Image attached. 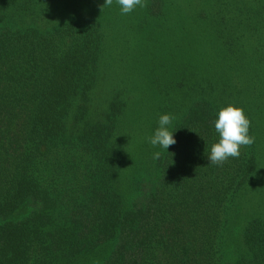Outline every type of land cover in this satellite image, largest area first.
Masks as SVG:
<instances>
[{"label": "trees", "instance_id": "1", "mask_svg": "<svg viewBox=\"0 0 264 264\" xmlns=\"http://www.w3.org/2000/svg\"><path fill=\"white\" fill-rule=\"evenodd\" d=\"M43 1L0 0V264H264V219H243L239 202L256 170L255 142L222 166L207 159L219 110L240 107V82L212 65L181 101L167 85L176 143L149 158L146 143L133 149L120 130L123 92L96 104L105 37L90 8ZM216 14V32L229 35H211L226 65L253 45L241 56L254 69L261 46L257 34H241L252 30L248 15L229 2ZM241 81L264 96L262 68Z\"/></svg>", "mask_w": 264, "mask_h": 264}, {"label": "rangeland", "instance_id": "2", "mask_svg": "<svg viewBox=\"0 0 264 264\" xmlns=\"http://www.w3.org/2000/svg\"><path fill=\"white\" fill-rule=\"evenodd\" d=\"M43 2L48 5L57 3L63 6L65 12L74 9L77 4L78 10L90 8L88 11L93 13L95 23L105 37V48L96 80V104L105 107L114 91L123 92L128 107L120 130L126 133L128 146L133 149H142L141 145L146 143V148L149 149L143 152L149 158L160 148L152 146L148 141L149 135L152 136L159 126V117L163 114H175V106L170 112L165 108L168 98L181 101L182 94L186 93L187 87L192 86L193 80L202 85V80L211 74L212 65L221 68L224 79L230 81L231 85H234L235 80L239 81L240 85L236 87L240 91L237 102L240 108L250 113L253 120L251 125L255 134L257 163L255 172L239 194L240 213L243 219L257 215L264 219V96H254L241 81V78H249L254 72L256 74L258 68H262L264 77V0H146L147 7H137L127 15L121 14L116 0H113L110 7L102 6L104 0ZM220 2H229L244 15H248L247 22L252 30L246 29L241 34H257V41L254 43L261 46L252 55L254 69L243 66L244 58L241 56V53L251 51L253 45L238 51V62L230 67L226 65L222 49L217 48L218 43L211 34L221 33L225 37L229 35L216 32L220 29L216 14L217 3ZM150 4L151 11L156 14H149ZM57 10L51 9L50 12L55 14ZM225 12L224 10L222 13L224 17L227 14ZM198 15L204 19L198 18ZM230 15L234 16L235 12ZM35 22L41 27L44 26L43 20ZM236 24L234 23V34L239 33ZM168 55V60H164ZM231 72L236 79H233ZM182 76L183 88L177 89L176 83ZM255 79L256 76L254 81ZM167 85L170 87L168 98L165 94ZM261 88L264 94V81Z\"/></svg>", "mask_w": 264, "mask_h": 264}, {"label": "clouds", "instance_id": "3", "mask_svg": "<svg viewBox=\"0 0 264 264\" xmlns=\"http://www.w3.org/2000/svg\"><path fill=\"white\" fill-rule=\"evenodd\" d=\"M120 6L121 14L127 15L137 7H147L146 0H116ZM113 0H104L102 6H112ZM175 119L170 114H163L159 117L158 128L148 138L152 146H159L167 150L176 143L173 131L169 126ZM251 121L240 107L229 104L219 110L217 119L214 122L216 132L219 134V141L211 146L208 155V163L222 166L229 158H239L241 147H250L255 142V137L249 135ZM161 153H153V159H159Z\"/></svg>", "mask_w": 264, "mask_h": 264}]
</instances>
